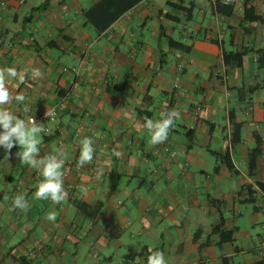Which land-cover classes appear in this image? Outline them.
<instances>
[{"label":"crops","instance_id":"crops-1","mask_svg":"<svg viewBox=\"0 0 264 264\" xmlns=\"http://www.w3.org/2000/svg\"><path fill=\"white\" fill-rule=\"evenodd\" d=\"M219 1L0 0V68L27 80H8L25 99L3 107L24 120L55 108L40 155L65 149L68 193L37 200L38 170L0 147V264H147L150 250L166 264H264V0L231 16ZM173 109L152 145L145 120ZM85 137L94 157L78 168Z\"/></svg>","mask_w":264,"mask_h":264},{"label":"clouds","instance_id":"clouds-1","mask_svg":"<svg viewBox=\"0 0 264 264\" xmlns=\"http://www.w3.org/2000/svg\"><path fill=\"white\" fill-rule=\"evenodd\" d=\"M42 76L39 68L32 69V79ZM9 79H18L21 84L27 83L23 72H18L15 68H0V147H3L7 154H11L14 146H18L19 151L15 155L20 162L37 169L42 176L35 192L37 200L50 199L54 204H59L68 198V193L64 188L65 171V149L58 148L54 154L45 156L40 155V139L38 135L44 133L46 129L41 123H37L34 116L28 120L18 117L12 111L4 108V105L10 104L13 99L22 103L25 99L23 94L13 96L10 92L7 82ZM45 116L54 117V113L46 110ZM162 119L153 121L146 119L144 127L150 134V143L158 145L168 139L170 130L174 127L175 121L180 119V113L175 109L161 113ZM94 140L85 137L80 141V154L77 167L82 168L90 164L94 157ZM113 155L117 158L122 153L113 150ZM7 159V155L5 157ZM104 174V169H96V179L100 180ZM7 199V197H6ZM13 209L26 211L29 208L28 201L22 195H17L12 200ZM48 221L54 222L56 214L50 212L45 217ZM147 264H166L164 253L162 251H151L147 257Z\"/></svg>","mask_w":264,"mask_h":264},{"label":"trees","instance_id":"trees-1","mask_svg":"<svg viewBox=\"0 0 264 264\" xmlns=\"http://www.w3.org/2000/svg\"><path fill=\"white\" fill-rule=\"evenodd\" d=\"M221 7H229L231 9V11L228 13V15H233V11H234V6L231 5H227L224 4L222 1H219L217 3V8L219 10H221ZM260 19L258 16H254L251 18V20L255 21ZM174 45H178V47H182V44L179 42L176 43H172ZM188 49L186 46L183 45V48ZM260 59H259V71L262 73V77H263V81H264V49L260 51ZM225 63L229 66H234V67H238V68H243L244 66V58L243 55L240 53H226L225 54ZM264 83V82H263ZM256 89V88H254ZM256 154L259 152V149L255 150ZM218 157V161L221 163H225L227 166L231 167L230 163L228 162V157L227 155H217ZM254 164V162L252 163V165ZM218 169V167H217ZM222 228V223H220L219 225ZM222 234V239L223 241H227L228 240V233L225 232L224 230L221 231ZM133 256V255H132ZM130 256V258L132 257ZM126 264H130V263H126Z\"/></svg>","mask_w":264,"mask_h":264},{"label":"built area","instance_id":"built-area-1","mask_svg":"<svg viewBox=\"0 0 264 264\" xmlns=\"http://www.w3.org/2000/svg\"><path fill=\"white\" fill-rule=\"evenodd\" d=\"M238 1L239 0H224V3L230 5V4H235ZM175 87L177 89H179L180 85L176 84ZM48 111L53 112L54 113V117L50 116V117L47 118L45 116V112H44L39 118H35L36 122L37 123H40V122L41 123H54L57 120V112H56L55 108H51ZM197 111L198 112L202 111V106L201 105L197 107ZM261 257H262V260L264 261V238H263V240L261 242Z\"/></svg>","mask_w":264,"mask_h":264}]
</instances>
